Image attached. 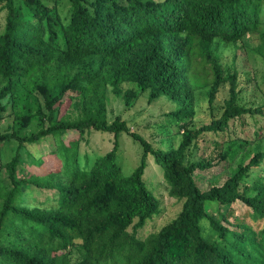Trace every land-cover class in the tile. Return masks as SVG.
I'll list each match as a JSON object with an SVG mask.
<instances>
[{
	"label": "trees",
	"instance_id": "1",
	"mask_svg": "<svg viewBox=\"0 0 264 264\" xmlns=\"http://www.w3.org/2000/svg\"><path fill=\"white\" fill-rule=\"evenodd\" d=\"M69 1L70 15L64 17L43 0H6L0 118L6 96H20L33 86L45 97L49 124L29 135L0 133V154L3 142H19L0 166V189L6 192L0 207V264H264V176L245 183L264 160V151L208 189H202L196 171L211 168L214 161L194 159L191 153L201 137L221 136L245 115L264 113L263 106L238 103V72L223 67L216 55L220 42L236 44L259 31L264 0ZM172 36L186 40L174 43L168 39ZM196 57L203 64L211 62L210 101L225 83L230 96L219 118L189 128L195 116L191 92L197 84L191 68ZM123 82L138 87L129 91V106L147 90L150 100L168 96L178 101L168 114V123L185 128L177 146L156 148L125 123L108 122L101 88ZM90 94L95 95L93 109L75 119L54 116L66 98ZM31 119L28 112L22 122ZM93 130L113 132L116 138L126 131L141 143L143 154L131 174H124L118 161L117 140L104 155L83 156L80 142ZM47 138H54L55 149L33 154L20 174L23 154L30 153L27 145ZM228 143L221 160L236 151ZM148 155L162 168L169 196L182 207L158 230L141 237L139 231L161 210L144 179ZM2 170L10 185L3 184ZM33 186L55 190L51 209L25 206L34 198ZM238 201L248 207L239 215L232 207ZM208 203L217 205L216 213L207 210Z\"/></svg>",
	"mask_w": 264,
	"mask_h": 264
},
{
	"label": "rangeland",
	"instance_id": "2",
	"mask_svg": "<svg viewBox=\"0 0 264 264\" xmlns=\"http://www.w3.org/2000/svg\"><path fill=\"white\" fill-rule=\"evenodd\" d=\"M43 1H46L49 5H56L62 16L68 17L70 15L69 0ZM7 14L6 0H0V34L4 30ZM168 39L174 43H182L185 42L186 37L172 36ZM216 48V55L221 65L230 68L231 72L234 70L238 72V103L252 108L264 107V15H262V23L258 32L249 34L243 41L236 44L220 42ZM201 60V57H196V63L191 68V74L197 85L191 92L193 94L192 107L195 116L193 121L188 122L189 128H197L209 123L213 118H219L224 111L225 101L230 96V85L225 83L219 87L214 101H210L209 89L212 86L213 78L211 62L203 64ZM37 82L42 83L44 79L38 78ZM137 88V84L132 82H123L118 87L109 84L101 88L108 122L112 124L125 123L132 132L139 133L156 148L170 149L172 146H177L185 128L174 123H168V114L177 109L179 106L178 101L168 96L150 100V90H147L138 97L132 98L131 106L127 105L129 91ZM33 97L37 98L36 103ZM94 98V94H90L86 99L76 98L71 100L66 98L58 106L54 116L59 119H75L84 114L85 111L94 108ZM2 102L6 105V109L0 118V133L15 131L20 135H29L40 131L49 124V112L45 104V97L33 86L29 87L20 96L9 94ZM28 112L31 114L32 119L24 125L22 122L23 116ZM115 140L119 144L118 161L122 165L124 174L129 175L140 163L143 146L126 131H121L118 138L110 131H89L80 142L81 152L84 157L88 154L91 158L99 157L112 150ZM228 142L233 143L236 151L228 160H221L219 154L227 147ZM18 145L17 140L2 143L0 166L11 159ZM54 149V138H47V140L36 144H28L26 150L30 153L23 154L21 164L24 169L20 170V174L24 173L25 167L32 163L29 158L33 154H46ZM257 151H264V113L257 115L255 118L245 115L242 121L236 120L232 123L229 131L221 136L208 134L201 137L191 149L192 157L197 160L212 159L214 161L211 168L196 171V177L202 189L222 184L225 179L233 174L239 164L247 163ZM35 170L37 174L43 172L42 169ZM257 176H264V160L258 168L251 171L250 176L245 179V183L250 185ZM144 179L159 198L161 210L139 231L141 237H147L150 233L158 230L166 222L173 219L182 207L181 203L169 196L163 170L155 162L152 155H148ZM1 180L3 184L10 185L5 170H2ZM33 187L34 198L28 199L25 206L32 209L35 207L51 209L55 204L53 199L56 194L55 190H41L36 186ZM5 193L4 188H1L0 207ZM216 207L217 205L212 203H208L206 206L208 211L215 213L217 211ZM221 207L223 210H227V207ZM232 207L237 215L245 213L248 209L241 201L233 204Z\"/></svg>",
	"mask_w": 264,
	"mask_h": 264
}]
</instances>
